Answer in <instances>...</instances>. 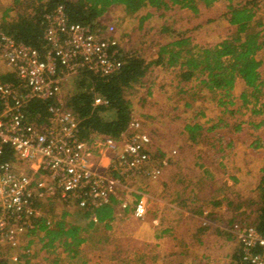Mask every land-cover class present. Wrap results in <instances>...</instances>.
<instances>
[{
  "label": "built area",
  "instance_id": "1",
  "mask_svg": "<svg viewBox=\"0 0 264 264\" xmlns=\"http://www.w3.org/2000/svg\"><path fill=\"white\" fill-rule=\"evenodd\" d=\"M43 25V53L0 29V62L17 78L16 84L0 80V261L9 258L17 264L35 261L30 240L40 231L38 220L45 217L35 200L85 208L113 198L124 210L137 193L132 180L138 175L157 179L173 155L153 164L152 138L138 120L120 140L103 135L82 139L80 119L62 101V88L83 70L105 78L121 70L115 24L96 31L70 22L64 6L58 5L43 15ZM32 100L48 101L43 123L25 117ZM98 105L107 106L108 100L96 96L93 106ZM6 146L14 159L1 161ZM104 154L110 156L106 166ZM137 195L133 213L143 218L147 198L142 192ZM47 221L51 224L52 219ZM229 231L246 262L264 264V231L241 221L232 223Z\"/></svg>",
  "mask_w": 264,
  "mask_h": 264
},
{
  "label": "trees",
  "instance_id": "2",
  "mask_svg": "<svg viewBox=\"0 0 264 264\" xmlns=\"http://www.w3.org/2000/svg\"><path fill=\"white\" fill-rule=\"evenodd\" d=\"M13 1L19 12L13 19L2 18L0 29L15 40L36 47L42 53L44 52L43 15L52 12L58 5L64 6L70 22L88 25L96 31L105 28L104 17L116 6H122L125 13L130 16L148 8L149 11L143 20L154 15L163 18L168 15V10L190 9L196 15L200 10L197 0ZM213 1L203 0L205 7L210 6ZM259 1L235 2V0H228L226 10L219 16L208 20L211 22L223 18L227 23L226 35L215 44L203 46L196 44L192 47L190 46L191 38L184 36L181 32L177 39L160 46L157 57L150 62L135 52H123L120 48L119 57L123 61V66L118 73L105 78L83 70L73 75L69 79L70 81L67 80L70 89L65 103L80 119V137L88 139L92 135H103L120 140L127 136L130 133V124L135 120V117L132 102L126 96V92L136 85L144 83L152 65L162 66L165 69L177 68L180 71L178 76L181 81L188 82L195 78L197 89H205L210 92L219 91L224 96H230L237 80L241 79L246 87L251 89V95L255 97L256 101H259L264 97V78L260 70L263 63L257 57L258 52L264 47V23L262 18L257 16ZM7 10L9 9L7 8ZM201 26V24H197L196 29ZM161 31L172 33V30L164 26ZM0 80L17 83V78L13 73L1 75ZM96 96L107 99L108 105L93 106ZM242 97L247 101L246 94ZM47 105L48 101H30L25 110L26 119L43 123L48 117ZM188 105L190 106L189 103ZM261 107L264 109V101L261 102ZM185 127L186 131L190 133L189 138L192 141H195L193 133L196 132L197 142L198 131L203 127L197 122ZM217 127V124H213L207 128V131ZM13 159L12 150L6 146L1 161ZM258 192L259 199L256 203L258 216L252 225L258 230L264 231V174L258 186ZM136 196L139 198V195ZM41 203L35 200V204L43 209ZM117 205V200L112 198L110 203L97 207L78 208L77 205H73L72 209L64 210L59 219L45 213V217L40 218L37 222L40 231H35L37 234L40 232L44 234L42 240L45 249L62 247L64 253L74 258L77 257L81 245L87 239L84 236L86 232L95 230L98 224L109 227ZM67 217H70L71 220H68ZM48 218L52 219L51 224H48ZM234 263L250 264L242 258L240 252L234 255ZM0 264L17 263L9 258H3ZM53 264H57V262L55 261Z\"/></svg>",
  "mask_w": 264,
  "mask_h": 264
},
{
  "label": "rangeland",
  "instance_id": "3",
  "mask_svg": "<svg viewBox=\"0 0 264 264\" xmlns=\"http://www.w3.org/2000/svg\"><path fill=\"white\" fill-rule=\"evenodd\" d=\"M240 1L244 2L245 0H235V2ZM15 4L13 0H0V23H2V18L7 20V18L13 19L17 16L19 9L15 8L17 7L14 6ZM197 4L200 9L197 15L190 9H177L168 10V15L163 18L154 15L144 20L143 17L149 11L148 8L130 16L125 13L122 6H116L106 14L103 23L115 24L119 46L123 52H135L150 62L157 57L160 46L177 39L181 32L184 36L191 38L190 46L192 47L196 44L199 46L215 44L224 38L227 33L226 21L223 18L211 22L208 20L222 14L226 10L228 0H214L207 7H205L203 0H197ZM259 5H261V9L257 12V16L264 19V0H260ZM197 24L202 26L196 29ZM163 26L172 30V33L162 32ZM194 48L196 50V47ZM257 57L262 60L263 65L260 70L264 78V47L258 52ZM0 72H5V69L0 68ZM179 72L178 69L167 70L162 66H154L151 72H148L143 84H138L126 92V96L132 102L135 120L140 121L142 129L152 138L153 164L158 163L166 155L173 154L172 157H169L168 164L162 168V173L157 178L156 183L163 175L174 178L189 175L196 179V166L192 165L196 164V160L216 162L218 158L222 157L224 152L219 148L221 144L227 143L232 137L228 134L229 131L236 129V127L252 129L258 122H263L262 127L264 128V111L261 107L264 97L256 101L255 97L251 95V89L247 88L241 79L237 80L231 96H224V94L220 96L216 91L210 93L205 89H197L195 78L191 79L192 81L181 82L178 76ZM68 82L64 83L60 95L64 102L70 89ZM148 92L151 93L150 97H148ZM196 92L199 93L196 94ZM244 94L247 96V101L242 97ZM259 109L260 111H257ZM196 122L203 127L202 130L198 131L197 142L196 132L193 133L195 141H192L189 138L190 133L186 131L185 127L189 124H196ZM213 124H217L218 127L207 131V128ZM247 136L249 137V135ZM207 148H213V150L207 151ZM173 150L175 153H172ZM179 160L184 161L185 164L189 163V165L178 168L175 165ZM233 168L235 167L233 166L230 170ZM214 169L218 168L215 167ZM150 184L151 180L146 179L144 175L136 176L132 180V186L137 193L133 194L148 193ZM174 186L183 188L186 194H190L192 188L184 180L175 183ZM255 196L259 199V192ZM186 201H189L188 198ZM41 204L42 211L56 219L60 218L64 210L73 208V205H66L59 200H49ZM67 219L71 220L70 217ZM241 220L240 217L234 218L231 223ZM246 220L248 223V219ZM143 225L142 220H135L134 222L126 220L124 225L117 226L113 232L109 233V236L102 229L89 231V240L96 241L97 238H100L107 239L108 242L105 241L107 245L98 248L91 246L93 244L91 242L90 245L85 246L84 251L86 253H81V258L69 257L64 253L62 247L45 249L42 240L44 234L36 233L30 240V245L35 252L34 264H53L55 261L57 264H87L83 260L89 253L100 252L106 259L118 256L123 264H126L127 261L130 264H146L148 260L145 257V252L148 248L145 246L146 233ZM136 232L138 236L142 237L136 239L137 241L134 243L130 237H133ZM114 239L113 244H117L115 246H122H120V250L114 245L112 246L111 243ZM193 250L196 254V248ZM92 263L96 264L95 262Z\"/></svg>",
  "mask_w": 264,
  "mask_h": 264
},
{
  "label": "crops",
  "instance_id": "4",
  "mask_svg": "<svg viewBox=\"0 0 264 264\" xmlns=\"http://www.w3.org/2000/svg\"><path fill=\"white\" fill-rule=\"evenodd\" d=\"M0 68L5 69V72H0V76L10 73L1 62ZM153 68L152 65L149 72ZM216 93L221 96L219 91ZM150 94L148 92V97ZM262 123L254 125L256 129L236 127L237 129L229 131L228 134L232 137L219 148L224 152L222 157L216 162L196 160V164L192 165L196 166V179L189 175L175 178L163 175L157 183V179L152 180L148 193H145L146 214L142 219L134 217L133 205L138 196L133 194L129 198V207L124 210L118 205L115 207L114 218L110 221L109 227L98 224L95 230L102 229L109 236L117 226L124 225L126 220L133 222L142 220L146 233L145 246L150 248L145 252V257L149 261L146 264H235L234 255L239 252V245L229 231L231 222L234 218L240 217L243 222H247L248 219V223H253L258 216L256 207L258 199L255 194H258V186L264 174ZM209 150L212 151L213 148H207V151ZM109 157V154L102 156L104 166L108 164ZM188 165L189 163L185 164L179 160L175 166L182 168ZM233 166L235 168L230 170ZM215 167L218 169L213 170ZM182 180L191 185L190 194H186L183 188L174 186ZM186 198L189 201H186ZM88 232L84 234L87 239L80 247L78 258L82 257L81 253H86L84 248L91 242L94 248L107 245L105 242H108L107 239L89 240ZM141 237L136 232L130 238L135 243L136 239ZM114 242L115 239L111 243L112 246L120 250L122 246H115L117 244H113ZM100 253L86 254L83 262L123 264L118 256L106 259ZM126 264L130 262L127 261Z\"/></svg>",
  "mask_w": 264,
  "mask_h": 264
}]
</instances>
